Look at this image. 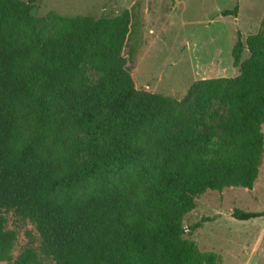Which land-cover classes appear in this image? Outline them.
<instances>
[{
	"label": "trees",
	"instance_id": "obj_1",
	"mask_svg": "<svg viewBox=\"0 0 264 264\" xmlns=\"http://www.w3.org/2000/svg\"><path fill=\"white\" fill-rule=\"evenodd\" d=\"M36 2L0 0V263L221 264L183 222L199 196L259 177L264 21L233 47L239 76L197 81L178 100L131 73L130 11L37 17ZM5 211L35 227L38 247L14 258Z\"/></svg>",
	"mask_w": 264,
	"mask_h": 264
},
{
	"label": "rangeland",
	"instance_id": "obj_2",
	"mask_svg": "<svg viewBox=\"0 0 264 264\" xmlns=\"http://www.w3.org/2000/svg\"><path fill=\"white\" fill-rule=\"evenodd\" d=\"M237 6L238 18L221 15ZM126 10L132 21L124 55L131 73L139 86L178 100L197 81L239 76L233 47L257 33L264 21V0H37L33 13L102 18ZM235 210L264 214V155L252 190L208 191L196 199L195 210L183 222L185 238L200 251L218 254L221 264H264V215L239 221L232 218ZM3 214L7 228L18 233L14 258L29 245L39 246V235L29 221L12 212ZM204 218L213 220L203 222ZM198 223L200 227L192 231Z\"/></svg>",
	"mask_w": 264,
	"mask_h": 264
}]
</instances>
